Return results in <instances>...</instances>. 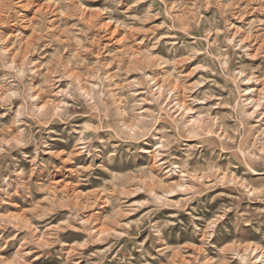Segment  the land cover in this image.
Instances as JSON below:
<instances>
[{"label":"rangeland","instance_id":"374dc122","mask_svg":"<svg viewBox=\"0 0 264 264\" xmlns=\"http://www.w3.org/2000/svg\"><path fill=\"white\" fill-rule=\"evenodd\" d=\"M0 264H264V0H0Z\"/></svg>","mask_w":264,"mask_h":264}]
</instances>
